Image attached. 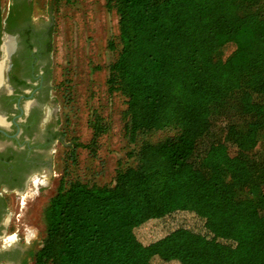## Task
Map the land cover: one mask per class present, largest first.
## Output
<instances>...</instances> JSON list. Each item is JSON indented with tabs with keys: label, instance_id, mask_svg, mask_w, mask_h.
<instances>
[{
	"label": "trees",
	"instance_id": "obj_1",
	"mask_svg": "<svg viewBox=\"0 0 264 264\" xmlns=\"http://www.w3.org/2000/svg\"><path fill=\"white\" fill-rule=\"evenodd\" d=\"M105 5L118 26L106 87L124 98L130 160L104 184L70 176L67 164L35 264H264V0ZM88 125L71 164L78 147L96 156L111 129L97 110ZM183 193L192 206L172 207ZM146 205L158 219L191 212L203 230L177 226L144 242L130 209Z\"/></svg>",
	"mask_w": 264,
	"mask_h": 264
},
{
	"label": "rangeland",
	"instance_id": "obj_2",
	"mask_svg": "<svg viewBox=\"0 0 264 264\" xmlns=\"http://www.w3.org/2000/svg\"><path fill=\"white\" fill-rule=\"evenodd\" d=\"M53 5L52 83L56 97L49 107L56 111L55 122L61 140L55 152L52 176L42 172L39 194H34L36 186L29 184L26 188L29 195L23 199L26 203L20 211L24 232L36 235L33 240L37 248H40L45 235L44 209L55 195L64 168L69 166L67 164L71 165L72 177L99 184L111 183L117 167L129 162L127 153L132 147L124 134V98L117 93L109 94L106 87L107 66L117 54L107 45L110 39L116 43L117 15L106 8L105 0H56ZM231 49L232 46L228 45L225 53ZM93 110L110 121L111 129L100 138L96 156L78 147L75 150L77 163L71 164L66 154L74 139L83 143L90 139L88 120ZM191 206L187 193L172 202L174 208ZM130 216L139 225L135 230L137 237L144 242L162 236L177 226L203 230L202 221L188 211L158 219L148 205L132 206ZM153 264L177 262H163L155 258Z\"/></svg>",
	"mask_w": 264,
	"mask_h": 264
},
{
	"label": "flooded vegetation",
	"instance_id": "obj_3",
	"mask_svg": "<svg viewBox=\"0 0 264 264\" xmlns=\"http://www.w3.org/2000/svg\"><path fill=\"white\" fill-rule=\"evenodd\" d=\"M55 1L0 0V264H35L39 249L20 211L29 184L39 194L42 172L52 176L61 140L49 107Z\"/></svg>",
	"mask_w": 264,
	"mask_h": 264
}]
</instances>
